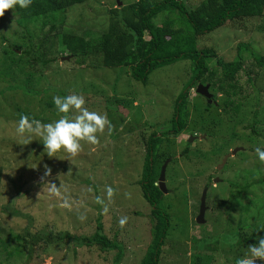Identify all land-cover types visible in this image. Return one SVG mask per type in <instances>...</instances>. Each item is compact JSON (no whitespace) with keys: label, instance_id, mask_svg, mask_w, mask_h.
<instances>
[{"label":"rangeland","instance_id":"obj_1","mask_svg":"<svg viewBox=\"0 0 264 264\" xmlns=\"http://www.w3.org/2000/svg\"><path fill=\"white\" fill-rule=\"evenodd\" d=\"M117 1L120 6H126L137 0H94L72 6L65 11L61 27L86 40L99 37L107 29L108 11L120 7ZM178 1L191 10L203 0ZM9 5L8 0H0V16L3 17L0 57L15 46L21 47V51L28 49L29 56H22L21 62L34 63L27 69L38 71L40 65L32 58L43 52L41 48L36 49L42 34L31 31L40 38L30 40L17 24L12 5ZM163 17L161 15V20ZM156 24H160V17ZM28 28L31 30L32 27ZM48 28L47 25L43 31L47 32ZM241 43L251 44L264 60V14L241 26L225 27L197 39L200 48L212 47L226 60L236 57V47ZM53 56L57 60L45 67L41 80L32 78L27 85L25 79H21L17 90L11 88L0 98V231L8 229L22 234L28 227L31 234L37 231L66 232L76 238L90 237L100 218L103 234L114 242L113 247L118 251L103 253L95 246L78 248L66 240L48 250L45 246L34 249L30 259L26 257L27 251H23L20 257L14 256L16 259L9 261L1 253L0 260L3 264H139L150 243L152 226L151 207L139 185L146 154L145 142L151 133L156 132L159 136L170 128L175 102L192 75L191 65L188 61H178L161 67L143 84L134 81L126 68L99 67L97 59L91 61L90 58L82 59L84 63L78 64L70 55L60 57L56 52ZM0 68V90H7L11 83L4 72L8 69L1 64ZM248 77L254 83L247 84ZM237 80L245 98L244 109L238 117L224 113L222 94H218L217 109L211 108L204 113L205 119L192 125L201 133L210 130L207 126H214V134L208 132L209 137L193 134L196 138L191 142L190 133L179 136L173 149L174 163L169 164L166 160L161 166L167 163L162 206L170 217L171 231L162 248L160 264H185L186 254L191 250L188 240L200 238L195 217L207 177L217 180L213 185L215 188H211L206 197L207 201L210 199L204 216L209 234L218 225V233L222 226L235 231L239 220H244L237 204L222 202V197L227 199L226 186L221 184L223 180L234 181L246 176L240 180L242 183L254 179V192L260 195L251 199L264 208V116L257 118L261 122V126L258 124L254 128L257 136L247 128L253 122L254 105L261 107L259 114L263 112L264 70L256 69L254 62L246 59ZM256 92H261L259 98ZM189 95L187 110L192 109L191 101H196L197 112L191 114L196 118L204 109L203 102L193 91ZM114 97L133 102L132 107L124 110L120 106L107 105L109 101H115ZM27 114L40 116L34 126L26 124L29 117L23 120ZM63 120L67 121L65 129H62L65 126ZM243 133L253 135L252 139L245 140ZM181 141L184 142L179 143ZM187 145L195 146L196 152L202 155L209 153V161H204V157L196 159L194 150L188 158L181 155L190 147ZM216 146L223 156H213L216 152L212 150ZM226 148L228 153L239 151L223 165ZM240 203L244 205L242 201ZM8 207L28 215L30 221L8 215ZM260 213L262 218L258 222L254 208L249 214L244 211L247 216L244 234H249L256 224L257 234L264 230V209ZM186 237L187 246H184L181 243ZM223 251H218L223 264H264V245L255 250L243 247L229 256H222ZM187 258L186 264H190L191 257Z\"/></svg>","mask_w":264,"mask_h":264},{"label":"trees","instance_id":"obj_2","mask_svg":"<svg viewBox=\"0 0 264 264\" xmlns=\"http://www.w3.org/2000/svg\"><path fill=\"white\" fill-rule=\"evenodd\" d=\"M8 1L10 3L9 7L12 5L14 10L17 24L25 30L30 40L35 41L40 38L37 34H42L41 36L43 38L40 39V43L36 46V49L40 50L41 48L43 52L35 58H32L33 60L35 59V63L38 62L40 65L38 71L27 69L28 65L33 67L34 63L30 65L28 62H21L22 56H29L30 51L28 49L21 51V47L15 46L13 47L14 50L9 51L8 54L4 52L5 56L3 58L0 57V64L1 66H6L8 69L4 73L8 76L9 83L11 84L7 90H0V98L3 97L5 91L8 92L11 88L17 90L16 88L19 87L18 85L21 79L23 81L25 79L24 83L27 85L31 83L32 78H39L41 80L45 67L49 66L48 64L50 63H55L57 60L56 56H53L54 52L56 54L59 53L60 57L68 54L78 64H83V60L90 58L91 61L97 59L99 67L109 69L126 68L134 81L143 84L147 82L149 75L153 71L161 67L172 65L178 61H188L190 63L192 75L184 91L178 96L175 102L170 128L166 130L167 132L163 131L160 133L159 136H157L156 132L151 133L145 142L146 154L144 156L142 179L139 181L142 196L151 207L152 222L150 229L151 240L139 264H160L163 253L162 248L166 242V237L170 235L169 232L171 231L170 217L166 213L165 207L162 206L164 199L163 193L160 192L157 186V179L162 164L166 160L170 162H168L169 164L174 163L173 149L177 146V141L175 140L179 136H186L190 133V135L204 134L209 137V133L214 134V126H207L210 129L208 131L209 133H201L199 129H193L192 125L199 122V119H203L204 113H208L211 108L217 109L214 103L217 102L218 94H222L224 113L230 114L232 117H238L240 110L242 108L244 109L245 98L242 95L243 87L238 84L237 78L239 71L242 69V63L246 59H251L256 69L264 70L262 54L255 52L249 43L238 44L236 47V57L231 60H226L219 56L217 50L212 47L200 48L197 44V39L215 30L232 27L233 25L241 26L242 23L262 18L264 14V0H203L195 9L191 10L187 9L186 5L178 0H161L160 2L137 0L130 5H122L110 9L108 11L109 22L107 29L99 37H96L97 40H95L96 38L86 40L84 37L75 35L72 31L64 30L61 27L63 24V15L68 8L94 0ZM161 15H164L162 20ZM159 17L160 24L157 25L156 20ZM2 21L3 17L0 16V23ZM47 25L49 28L47 32H44L43 29ZM29 26L32 27L31 30L28 28ZM31 31L37 34H32ZM17 51L21 53L18 55ZM14 57H17V60ZM0 75H2L1 70ZM197 83L203 86H210L209 92L212 94L213 103L208 104L203 97L196 96L204 103H202L204 109L202 111L200 110L195 118L191 114L197 112L196 101H191L190 105L193 106L188 111L186 99L188 101L190 91ZM252 83L254 81H251V78L248 77L247 84ZM260 93L256 92L258 98ZM61 94L59 93V95ZM235 99H239L237 103H235ZM106 104L120 106L121 109L126 110L132 107L133 102L124 99L117 100L115 98V101L111 103L109 101ZM254 106L253 122L247 128H249L251 134L257 136L256 129L254 130V128L258 124L261 126V122L257 118L264 116V107H262L263 112L259 114L261 107L258 104ZM26 117H29L26 120V124L32 126L40 118L39 115L31 116L27 114L23 120ZM63 121L65 122V126L62 129H65L67 127V121ZM247 128L245 129L248 130ZM243 134L246 135V133ZM252 137L253 135H246L245 140L249 141ZM183 142L181 141L179 143ZM163 144H165V147ZM223 145L221 148H224ZM187 146L189 147L190 145ZM189 148L191 149L188 154L187 150ZM189 148L181 152V155L188 158V156L193 155L192 152L194 150L196 159L202 160L204 157V161H209V153L202 155L200 152H196L197 148L195 146H190ZM218 148L216 146V149L212 150L216 152L213 153V156L222 155L218 151ZM226 149L227 151L224 152L226 154L225 156L230 154L228 153L229 149ZM243 178H246V176H241L239 180L234 181L230 179L223 180L221 184L226 186L225 192H227V199L224 197L221 199L223 203L233 202L237 204L241 212L240 216L244 220H241V222L239 220L235 231H230L229 229L232 228H228V226H226L227 228L222 226L221 233H218L217 228L220 226L218 225L213 228L210 234L206 231V221L202 225L195 223L200 227V238L196 239L192 237L188 240L191 244V250L189 251L190 255L188 253L186 254V260L190 256V264H216L219 260L221 262L218 251L223 249V253L221 252L223 254L222 256H229L235 253V250L243 247H250L255 250L264 245V230L259 231V234H257V224L253 226L249 234L243 233L247 222L245 218L247 216L244 215V211L249 214L254 208L256 221H258L262 218L260 212L264 209L261 207V204H256L251 199L252 197H256V195H260L254 192L256 186L255 180L248 179L240 183V180ZM212 179V176L206 178L204 188L207 189V193L211 188H215L213 187L214 183ZM238 183L242 184L243 187L238 186ZM209 201V198L208 201L205 199V205ZM240 201L244 205H241L242 203ZM8 208H10V211H6L4 208V211L7 214L9 213L8 215L25 218L28 222L30 221L28 215L20 214L13 208L11 209V207ZM249 208H251L250 211H248ZM207 211L208 209H206L205 214ZM96 222V230L90 237L76 238L66 232L53 234L52 232L37 231L31 234L29 233L28 227L24 229L22 234L15 233L14 231L11 232L8 229L7 231H0V236H2V238L0 237V254H4L5 260L9 261L10 258L16 259L14 256L20 257L23 251H27L26 257L30 259L34 249L45 246L44 248L48 250V248L57 244L60 245L66 240L73 242L78 248H92L95 246V248L103 253L110 250H117L113 247L114 242L109 241L105 234H103L101 219L98 218ZM187 239L188 237L183 238L184 241L181 244L187 246ZM116 260H119L118 254ZM0 264H3L1 260Z\"/></svg>","mask_w":264,"mask_h":264},{"label":"water","instance_id":"obj_3","mask_svg":"<svg viewBox=\"0 0 264 264\" xmlns=\"http://www.w3.org/2000/svg\"><path fill=\"white\" fill-rule=\"evenodd\" d=\"M120 5L121 4L118 3V1H117V6H120ZM68 59L69 58H61V60H68ZM208 89H209V85H205V86L198 85L196 87V91L195 92H196V94L204 97L207 100V103L210 104L212 96L208 93ZM191 139L192 138L189 139V142H191ZM237 151H239V150L237 149V150L231 152L229 155L225 156V158L223 159L222 164L224 165V163L226 162L228 157L234 156ZM166 164L160 170L159 177H158V184H157L160 192H162V193H165V189H164L165 176H164V174H165V168L167 166ZM216 181L217 180H215V182ZM206 193H207V189L204 188L202 193H201V198H200V201H199L198 214H197V216L195 218V222L198 225H202V224L205 223L204 215H205V211H206V205H205Z\"/></svg>","mask_w":264,"mask_h":264},{"label":"clouds","instance_id":"obj_4","mask_svg":"<svg viewBox=\"0 0 264 264\" xmlns=\"http://www.w3.org/2000/svg\"><path fill=\"white\" fill-rule=\"evenodd\" d=\"M198 85H201V84H199V83H197V85L193 88V89H191V91H193V93H194V96H200V95H198V94H196V87L198 86ZM209 89H210V86H209ZM209 89H208V93L212 96V94L209 92ZM190 91V92H191ZM202 97V96H201ZM204 98V97H203ZM205 99V98H204ZM206 100V99H205ZM207 101V100H206ZM213 102H212V98H211V103L210 104H212ZM214 104H216V103H214ZM190 136H192V135H190ZM189 136V137H190ZM231 153V152H230ZM230 157H232V156H230ZM167 167V166H166ZM165 170H166V168H165ZM164 176H165V174H164ZM164 183H165V181H164ZM213 183H215V181H213ZM157 184H158V179H157ZM206 209H207V206H206ZM197 214H198V211H197ZM196 218V217H195ZM196 223V222H195ZM259 257V256H258Z\"/></svg>","mask_w":264,"mask_h":264},{"label":"flooded vegetation","instance_id":"obj_5","mask_svg":"<svg viewBox=\"0 0 264 264\" xmlns=\"http://www.w3.org/2000/svg\"><path fill=\"white\" fill-rule=\"evenodd\" d=\"M206 102H207V101H206ZM189 138H192V139H194V138H196V137H195V136H190ZM192 139H191V140H192ZM167 162H168V161H167Z\"/></svg>","mask_w":264,"mask_h":264}]
</instances>
